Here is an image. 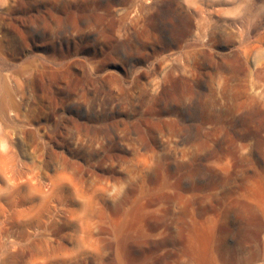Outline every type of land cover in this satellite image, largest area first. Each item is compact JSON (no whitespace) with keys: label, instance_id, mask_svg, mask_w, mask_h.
I'll list each match as a JSON object with an SVG mask.
<instances>
[{"label":"rangeland","instance_id":"obj_1","mask_svg":"<svg viewBox=\"0 0 264 264\" xmlns=\"http://www.w3.org/2000/svg\"><path fill=\"white\" fill-rule=\"evenodd\" d=\"M237 202L264 210V0H0V264H264Z\"/></svg>","mask_w":264,"mask_h":264},{"label":"bare ground","instance_id":"obj_2","mask_svg":"<svg viewBox=\"0 0 264 264\" xmlns=\"http://www.w3.org/2000/svg\"><path fill=\"white\" fill-rule=\"evenodd\" d=\"M136 9H138V8H136ZM236 206L237 207L234 206L236 209H238V208L244 209V208L247 207L244 203L242 204V202H237ZM244 210H245V217H246V221H245V235H247V237H249L251 239V241H253L254 243H257L260 240L262 233L264 232V220L259 218V215H263L264 216V210H261V209L257 210L256 209V210H254V212L256 211V213H254L252 209H247V210L244 209ZM226 218H227V216H226ZM220 230H221V233L223 235H225V237L229 236L230 233H231L230 224H228L226 222L225 225H222ZM146 237L147 236L144 234V235H142L141 239H146ZM131 242H128L127 240H125L124 243L122 244L123 247H121L120 251H121V256H122V259H123L122 260L123 264H147V262H149V261L158 262L161 259V256L159 254H157V253H155V254L154 253H149L148 254L147 251H145V250H144L143 254L141 255V257L134 256L132 251L129 248V245L131 244ZM133 242H135V241H133ZM139 244H140L141 247L142 246L148 247L147 245L149 244V242L145 241V244H141V242ZM190 251L192 252L191 256H192L193 264H206L204 259L201 256H199L194 249H190ZM254 258H256V257H254ZM229 259L231 261V259H233V258L231 257ZM228 263H230V262H228Z\"/></svg>","mask_w":264,"mask_h":264}]
</instances>
